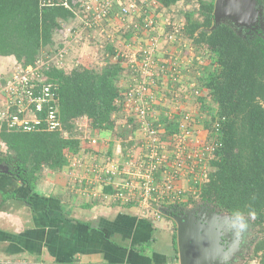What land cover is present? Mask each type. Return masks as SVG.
<instances>
[{
	"label": "trees",
	"instance_id": "obj_1",
	"mask_svg": "<svg viewBox=\"0 0 264 264\" xmlns=\"http://www.w3.org/2000/svg\"><path fill=\"white\" fill-rule=\"evenodd\" d=\"M155 1L162 10L179 2ZM258 1L263 7L264 19V0ZM148 2L141 0V6L151 9L146 6ZM198 3L197 7L185 10L183 23L176 25L172 21L169 24L172 29L166 30L169 33L175 31L176 35L175 42L167 47L180 50L179 57L189 64L195 59L192 56L195 50L196 59L201 58L202 51L210 54L206 59L208 66L200 64V59L196 62L199 69L195 87L199 90L196 98L200 108L195 114L197 121L190 129L203 139L201 145L210 150H207V180L194 188L198 189L199 200L212 204L220 212L253 219L264 233V27L238 32L231 23L225 22L211 29L216 24L215 0H198ZM79 5L80 0H55L52 5H42L41 0H0V57L12 58L8 69L35 65L39 59L57 51L61 45L57 35L63 34L64 25L79 21L76 13ZM117 5L121 8L115 4V12ZM141 15L134 23L142 21ZM136 27H130L126 34L130 40L142 31ZM177 39L189 41L176 46ZM106 50L109 52L107 63L101 68L77 62L72 69H67L66 60L63 68L50 66L43 70L47 77L45 82L54 87L59 99L62 131L23 132L9 130L5 124L1 126L0 146L4 147L5 154L0 163L8 165L10 173L30 187H34L43 168L64 169L72 164V156L81 153L86 145L79 128L82 120L86 121L90 133L110 130L118 132L119 137H126L141 126L135 112L124 117L123 102L126 85L140 78L138 66L128 53L112 46H107ZM138 59L143 57L138 56ZM126 61L128 65L124 64ZM186 64L190 69L192 65ZM7 74L0 73L2 76ZM158 81L161 85L160 77ZM161 89H154L157 98ZM208 100L211 106L207 112L204 109ZM202 112L208 116H203ZM38 115H44V112ZM146 118L162 129L165 139H171L181 130V116L161 113L155 118L148 114ZM117 124L124 129L119 131ZM112 154L110 148L108 155ZM187 200L193 199L183 191L174 202L180 205ZM172 203L169 200L152 201L153 207L158 209L160 206L172 207L175 204ZM161 214V219L166 217L173 221ZM174 242L176 259V231ZM254 256L253 262L264 264V234ZM175 262L178 261L172 263Z\"/></svg>",
	"mask_w": 264,
	"mask_h": 264
},
{
	"label": "crops",
	"instance_id": "obj_2",
	"mask_svg": "<svg viewBox=\"0 0 264 264\" xmlns=\"http://www.w3.org/2000/svg\"><path fill=\"white\" fill-rule=\"evenodd\" d=\"M114 12L105 24L109 25L110 30L116 27V23L124 28L121 32L128 43L130 38L126 34L130 29ZM83 16L78 17L82 20ZM79 21H75L71 30L83 27ZM90 31L86 30L85 36ZM95 34L90 32L91 37ZM80 43L83 46L77 49L85 50V41ZM107 46L117 50L113 41ZM103 51L106 52L102 48L100 52ZM11 61V57H0V73L7 74L11 70L8 69ZM126 84L127 81L123 82V85ZM156 107L158 116L167 113L158 105ZM117 129L120 131L124 127L117 124ZM136 131L138 135L135 137H140L139 130ZM93 133L106 138L109 144L85 145L79 155L71 157L72 164L64 169L43 168L34 187L0 167V264L37 261L63 264L179 262V253L175 259L172 222L166 217L157 219L152 212L143 213L136 201H128L132 204H127L118 200L115 194L127 180L123 175L111 180L94 170L96 163L110 158L125 162L128 149L136 142L135 139L129 140L133 134L119 137L118 132L110 130H103L102 133L96 130ZM110 148L113 149L112 156L108 155ZM4 154V147L0 146V158ZM188 188L190 190L192 185L188 184Z\"/></svg>",
	"mask_w": 264,
	"mask_h": 264
},
{
	"label": "built area",
	"instance_id": "obj_3",
	"mask_svg": "<svg viewBox=\"0 0 264 264\" xmlns=\"http://www.w3.org/2000/svg\"><path fill=\"white\" fill-rule=\"evenodd\" d=\"M42 5H52L55 0H41ZM150 3V2H148ZM156 6L158 3L154 0ZM121 5L123 20L129 27H136L146 31L149 35V43H142L137 40H129L128 44L139 42L138 52L131 61L139 68L140 78H135L134 83L124 91V108L128 115L135 112L140 118L141 126L138 128L140 137L131 136L129 140H136L133 147L128 149V158L125 162L110 158L102 163H96L94 170L98 174L113 179L123 175L125 179L121 188L115 196L121 201H136L144 210L143 213L152 212L156 218H161L162 214L158 208L152 205L153 200L176 201L183 192L178 186V179L187 172L188 179L193 180L192 188L207 180V150L209 147L201 145L202 141L190 129L192 123L197 121L196 111L183 109L179 114L182 118L180 132L173 135L171 139H165L162 129L156 128L153 122L146 118L148 114L154 118L158 115L153 113L157 98L155 90L161 88L158 80H163L161 76L173 79L172 83L184 81V70L187 64L183 59L174 57L170 50L165 51L166 56H160L161 51V29L155 22V17L148 7L138 6L135 0H80L77 15L83 13L84 25L82 28L73 30L69 40L63 38V43L52 54L39 59L35 65L27 67H14L6 76L0 75V125L5 124L9 130L23 132L37 131H62L63 121L60 116L59 99L56 90L50 83H46L44 69L50 66L63 68L66 63L70 49L78 44L85 36L88 28L101 25L113 11L114 5ZM143 14L140 23L135 22V15ZM155 13V12H154ZM142 17V15H141ZM176 29L178 27H175ZM104 31V28H102ZM167 43H174L176 35L166 33ZM170 37V39H169ZM142 56L143 59H138ZM178 83L176 85H178ZM196 84L191 82L190 87L193 93L199 94ZM174 91V90H173ZM188 97V96H186ZM44 112V115H38ZM155 112V111H154ZM83 133L81 137L86 141V146L108 145L106 138L97 133H90L87 123L79 125ZM68 135V133H66ZM171 142L172 148L168 149ZM183 167L188 168L183 172ZM191 188V189H192ZM158 210V211H157ZM147 211V212H146ZM149 213V214H150ZM28 264H63L47 261H37ZM64 264H129V263H83L71 262ZM174 264H180L176 262Z\"/></svg>",
	"mask_w": 264,
	"mask_h": 264
},
{
	"label": "rangeland",
	"instance_id": "obj_4",
	"mask_svg": "<svg viewBox=\"0 0 264 264\" xmlns=\"http://www.w3.org/2000/svg\"><path fill=\"white\" fill-rule=\"evenodd\" d=\"M135 1L137 2L138 6L141 5V0H135ZM152 1H154V0H149L150 3H148L146 6L151 7L150 10L152 11L153 16L155 17V22L157 23V26L161 29L160 32H161L162 36L166 35V33L168 34V32H166V30L172 29V27L169 25L170 23H172V21H173V24H176V25H180V23H183L184 18H182V17H184L183 15H184L185 10H189L190 8L193 9L199 5L198 0H181V2H179L175 5L173 4L171 7L167 8L165 10H162L158 4L155 6L152 3ZM142 2H144V1H142ZM117 9L118 10L116 12H114V14H116L117 16L119 15L122 18V16H123L122 15V9L121 8L119 9L118 5H117ZM82 15H83V13H82ZM138 15H139V13H136L135 19L139 18ZM173 18H174V20H173ZM77 19L80 20L79 21V24H80L81 19H79V17ZM104 24L105 23L101 22V25L97 28V31L95 32L96 34L93 37H91V36L89 37L87 35L85 38L81 39V41L83 40L86 43L85 44V47H86L85 50L80 51L77 49L78 46H80V47L82 46L80 41H79L80 36L77 37L78 39L76 41L78 42L79 45L73 47L71 49V51L69 52L68 57H67V69H71L75 65L74 63H77V62H81V63L85 64V66L91 67V66L97 65L98 68H101L103 66V64L107 63L106 59L108 58L107 55L109 54V52L105 48H107V45L109 44L110 41L114 42L118 51L121 50V51L128 53V55H130V57L133 60L134 54L136 52H138L139 42H136V43L129 45L125 39L126 37L124 36V33L121 32V30H124V28H122L120 25H118L116 23V27H114L112 30H110L109 25L106 26ZM103 25L106 28H108V29H106L105 32H102V30H101ZM123 25L126 26L127 28H130L129 26H127V24L124 21H123ZM73 26H75L74 23L64 25L65 28L63 30V34L59 33L57 35V38L59 39V43L61 42L60 44H62L61 39L63 40V36L66 37V40H69V38L71 37L70 33L74 30V29L71 30V28ZM140 34H141V36H139L137 38L138 41H141L143 44L145 42L146 43L151 42L149 35L146 31H144V32L141 31V32L135 33L134 36H138ZM169 39H170V37H169ZM183 41L185 43H188L189 40L188 39L178 40L176 42V44H174V45L178 46L180 44V42H183ZM167 42H169V41L166 40V37L161 39V42H160L161 51L158 52L159 55L160 56H166L165 51L170 50V52H172L174 54V57L177 58V56H178L179 59H183V58L179 57V56H181L179 53L180 50H178L177 48H175L173 46L167 47V44H171V43H167ZM166 47H167V49H166ZM102 48L106 51L105 53H104V51H103V53L100 52V50ZM163 49H165L164 53H162ZM193 52L195 53L194 55H196V53H197L196 50ZM194 55H192V56L195 59H193V61H191V63L189 64V65H192L191 68L190 69L186 68L184 70L185 73H184V81L183 82H179V83L176 82L175 84H173L172 83L173 79H170L168 76H167V78L161 76V78H163V80H161L162 81L161 85L163 87L161 89V94H160L161 98L156 99L155 103H156V105H158L160 107V109H162V111L167 110V113L170 114V116H180L179 114H175V113H180L183 109H188L191 111H193V110L197 111L200 108V104L196 98L197 94L193 93V91H191L190 84H191V82H194L195 84L197 83V76H198L197 71L199 68L196 66V62L200 59V61H202L200 64H202L203 66H208V65H206L207 64L206 59L210 57V54H209V52H206V54H204V52L202 51L201 52V58L199 57L198 59H196V57ZM197 55H199V54H197ZM120 56H123V55H120ZM127 60L129 61V59H127ZM128 61L124 62V64L128 65ZM185 61H186V59H185ZM134 75L138 76V74H134ZM177 83H178V85H176ZM186 96H188V97H186ZM206 103L208 106L204 110L208 112L209 107L211 106V104H210L211 102H210V100H208ZM153 108H154V106H153ZM157 108L158 107L155 108V110H154L155 112L153 111V113H155L156 115H159ZM202 108H203V105H202ZM126 114L128 115V112L125 111L124 117L126 116ZM202 114H203V116H208V115H205L203 112H202ZM79 124L81 125V122ZM83 124L85 125L86 121L82 120V125ZM82 128H84V127L81 126V129ZM99 133H102V132L99 131ZM132 134H133L132 136L138 135L137 131L132 133ZM136 138H138V137H136ZM201 140H203V139H201ZM167 145H168V149L172 148L171 142ZM187 169L188 168L183 167L182 171L185 172V170H187ZM186 175H187V172L185 173V175L183 177H180L178 179L179 180L178 183H180V184H178V186H180V188H182L183 191L186 192V195L188 197L191 196V198L193 200H196L199 198V196L197 195L198 189L195 190L192 188L189 190V188H188V184H190V186L193 184L192 182L194 180V177L192 180L188 181V176H186ZM190 201L192 202V200H190ZM253 258H256V257L253 256ZM253 260H255V259H252L250 262H247L246 264H248V263L256 264L255 262H253Z\"/></svg>",
	"mask_w": 264,
	"mask_h": 264
},
{
	"label": "water",
	"instance_id": "obj_5",
	"mask_svg": "<svg viewBox=\"0 0 264 264\" xmlns=\"http://www.w3.org/2000/svg\"><path fill=\"white\" fill-rule=\"evenodd\" d=\"M214 14L216 24L211 29L225 22L231 23L238 32L264 27L263 7L258 0H215ZM0 167L11 172L6 164ZM184 208L177 204L159 207L161 213L176 222L180 264H226L235 257L236 249L226 250L223 241L230 239V232L237 223H242V218L217 211L203 218L196 210L184 211Z\"/></svg>",
	"mask_w": 264,
	"mask_h": 264
},
{
	"label": "flooded vegetation",
	"instance_id": "obj_6",
	"mask_svg": "<svg viewBox=\"0 0 264 264\" xmlns=\"http://www.w3.org/2000/svg\"><path fill=\"white\" fill-rule=\"evenodd\" d=\"M179 206H186V208L183 209L184 211L187 209L196 210L197 215L199 216L200 214L203 218L209 216L214 211L220 212L215 209L212 204L199 199L192 200V202L187 200ZM176 213H179V210ZM236 217L242 218V223H237L233 231L230 232V239H225L223 241L224 245H226V250L230 247H234L236 249L235 257L229 259L226 264H246L247 262H250L254 256L257 244L263 239L264 233L261 231L259 226L254 224L253 219L247 216ZM172 226L176 231V222L174 219L172 221Z\"/></svg>",
	"mask_w": 264,
	"mask_h": 264
},
{
	"label": "bare ground",
	"instance_id": "obj_7",
	"mask_svg": "<svg viewBox=\"0 0 264 264\" xmlns=\"http://www.w3.org/2000/svg\"><path fill=\"white\" fill-rule=\"evenodd\" d=\"M114 12V8H113V11L111 12V14L106 18V19H104L102 22L103 23H105V22H107V19L110 17V16H112V13ZM123 17V16H122ZM86 18L84 17L82 20H81V25L83 24L84 25V20H85ZM123 19V18H122ZM124 21V20H123ZM125 22V21H124ZM126 23V22H125ZM104 25H106V24H104ZM102 26V28H104V31L102 30V32H105L106 31V27L105 26ZM128 25V24H127ZM100 26V25H99ZM99 26H95L94 28H88L87 30H90L91 29V33H95L96 31H97V28L99 27ZM90 32L87 34L89 37L91 36L90 35Z\"/></svg>",
	"mask_w": 264,
	"mask_h": 264
}]
</instances>
